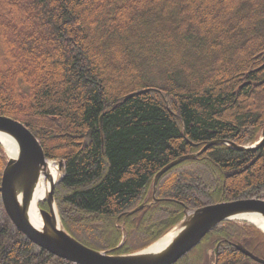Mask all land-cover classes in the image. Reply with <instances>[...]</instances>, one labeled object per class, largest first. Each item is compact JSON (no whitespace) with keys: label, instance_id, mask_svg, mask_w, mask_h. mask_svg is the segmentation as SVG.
Segmentation results:
<instances>
[{"label":"trees","instance_id":"1","mask_svg":"<svg viewBox=\"0 0 264 264\" xmlns=\"http://www.w3.org/2000/svg\"><path fill=\"white\" fill-rule=\"evenodd\" d=\"M0 114L64 160L54 198L74 238L143 249L186 209L264 196V142L211 145L166 171L153 196L177 158L260 138L264 0H0ZM6 161L0 144V183ZM234 242L264 258L263 232L226 221L176 264H259ZM0 264L73 263L3 211Z\"/></svg>","mask_w":264,"mask_h":264},{"label":"water","instance_id":"2","mask_svg":"<svg viewBox=\"0 0 264 264\" xmlns=\"http://www.w3.org/2000/svg\"><path fill=\"white\" fill-rule=\"evenodd\" d=\"M0 131L10 135L18 146V154L8 156L0 183V200L5 212L16 229L33 244L73 264H175L221 222L248 214L264 219L263 197L219 202L190 211L186 210L184 218L173 228V230L177 229L175 236L158 249H153V247L162 238L142 250L129 254L113 255L97 251L85 246L70 235L58 214L54 190L56 184L64 177V161L58 160L63 175L58 180H52L48 173V158L41 142L28 126L19 120L0 114ZM263 142L264 127L261 138L252 146L238 145L228 140L209 142L199 152L181 156L163 167L154 177V193L160 177L166 171L186 159L197 158L211 145L225 143L236 149L256 150ZM0 143L4 147L1 140ZM42 173L48 175L50 181L45 199L49 209L40 208L43 225L37 227L30 218V210L34 201V189ZM143 206V204L140 205L130 213L138 211ZM242 218L261 228L254 221ZM234 245L242 253L264 264V259L251 253L244 244L235 243Z\"/></svg>","mask_w":264,"mask_h":264},{"label":"bare ground","instance_id":"3","mask_svg":"<svg viewBox=\"0 0 264 264\" xmlns=\"http://www.w3.org/2000/svg\"><path fill=\"white\" fill-rule=\"evenodd\" d=\"M0 140L4 143V147L7 155L16 156L18 154V146L15 140L11 138L10 135L0 131ZM48 173L52 178V180H58L61 177L62 170L57 160H53V159L48 160ZM49 184H50L49 176L46 175L45 173H42L34 189V201L32 202V206L30 210V218L37 227H42L43 225V218L40 214L39 204L41 201H44L48 192ZM240 217H244L247 218L248 220L254 221L264 230V219L250 214L241 215ZM176 230L177 229L173 230L164 238H162L157 244L154 245L153 249H158L163 245L167 244L168 242H170L172 238L175 236Z\"/></svg>","mask_w":264,"mask_h":264},{"label":"rangeland","instance_id":"4","mask_svg":"<svg viewBox=\"0 0 264 264\" xmlns=\"http://www.w3.org/2000/svg\"><path fill=\"white\" fill-rule=\"evenodd\" d=\"M172 17H173V15H172ZM174 19V18H173ZM176 20V19H175ZM121 41V40H120ZM61 175H62V173H61ZM3 211H4V207H3V205H2V202H1V200H0V219H1V217L3 216Z\"/></svg>","mask_w":264,"mask_h":264},{"label":"flooded vegetation","instance_id":"5","mask_svg":"<svg viewBox=\"0 0 264 264\" xmlns=\"http://www.w3.org/2000/svg\"><path fill=\"white\" fill-rule=\"evenodd\" d=\"M217 253H218V247L215 249V254L217 255Z\"/></svg>","mask_w":264,"mask_h":264}]
</instances>
